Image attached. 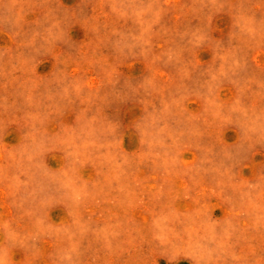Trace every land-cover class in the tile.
Segmentation results:
<instances>
[{
    "label": "rangeland",
    "instance_id": "obj_1",
    "mask_svg": "<svg viewBox=\"0 0 264 264\" xmlns=\"http://www.w3.org/2000/svg\"><path fill=\"white\" fill-rule=\"evenodd\" d=\"M0 264H264V0H0Z\"/></svg>",
    "mask_w": 264,
    "mask_h": 264
}]
</instances>
